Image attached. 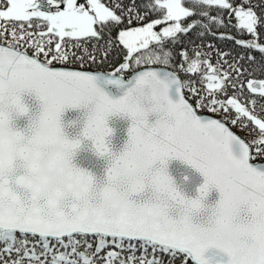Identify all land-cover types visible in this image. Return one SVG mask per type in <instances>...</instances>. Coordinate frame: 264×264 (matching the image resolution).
<instances>
[{
  "label": "snow or ice",
  "instance_id": "obj_1",
  "mask_svg": "<svg viewBox=\"0 0 264 264\" xmlns=\"http://www.w3.org/2000/svg\"><path fill=\"white\" fill-rule=\"evenodd\" d=\"M0 264H264V0H0Z\"/></svg>",
  "mask_w": 264,
  "mask_h": 264
},
{
  "label": "trees",
  "instance_id": "obj_2",
  "mask_svg": "<svg viewBox=\"0 0 264 264\" xmlns=\"http://www.w3.org/2000/svg\"><path fill=\"white\" fill-rule=\"evenodd\" d=\"M125 2H127V0H125ZM137 3H146L147 0H136ZM220 31H227L229 32L231 35H233L234 37H236L237 39L239 38H247V37H242L240 33H238L235 29H221ZM216 46L222 50V51H231V53L233 54V56H235L236 54H243L244 53V49H242L241 47L237 46L235 43H233L232 41H226V40H219V41H215ZM253 56L256 57V64L254 66V71L257 74V76H259V72H260V55L259 53L253 52L252 53Z\"/></svg>",
  "mask_w": 264,
  "mask_h": 264
},
{
  "label": "water",
  "instance_id": "obj_3",
  "mask_svg": "<svg viewBox=\"0 0 264 264\" xmlns=\"http://www.w3.org/2000/svg\"><path fill=\"white\" fill-rule=\"evenodd\" d=\"M120 128H121V134H122V126H120ZM174 168H175L177 175H180V173L183 171V166L175 165ZM189 171L191 172V175H192V187L193 188L196 185L203 182V178L198 173H195L194 170H189Z\"/></svg>",
  "mask_w": 264,
  "mask_h": 264
}]
</instances>
